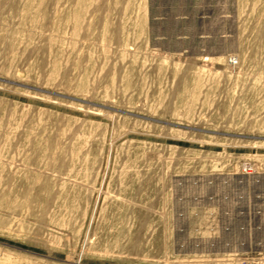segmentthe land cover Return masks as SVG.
<instances>
[{"label":"rangeland","instance_id":"374dc122","mask_svg":"<svg viewBox=\"0 0 264 264\" xmlns=\"http://www.w3.org/2000/svg\"><path fill=\"white\" fill-rule=\"evenodd\" d=\"M0 264H264V0H0Z\"/></svg>","mask_w":264,"mask_h":264}]
</instances>
